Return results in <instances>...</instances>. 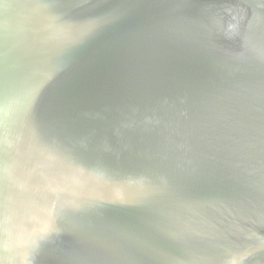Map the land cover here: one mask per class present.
I'll return each instance as SVG.
<instances>
[{"label":"water","instance_id":"95a60500","mask_svg":"<svg viewBox=\"0 0 264 264\" xmlns=\"http://www.w3.org/2000/svg\"><path fill=\"white\" fill-rule=\"evenodd\" d=\"M0 264H264V0H0Z\"/></svg>","mask_w":264,"mask_h":264}]
</instances>
